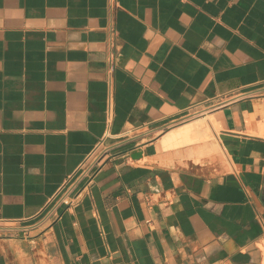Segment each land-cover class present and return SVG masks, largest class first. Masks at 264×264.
<instances>
[{
	"label": "crops",
	"instance_id": "1",
	"mask_svg": "<svg viewBox=\"0 0 264 264\" xmlns=\"http://www.w3.org/2000/svg\"><path fill=\"white\" fill-rule=\"evenodd\" d=\"M0 264H264V0H0Z\"/></svg>",
	"mask_w": 264,
	"mask_h": 264
},
{
	"label": "built area",
	"instance_id": "2",
	"mask_svg": "<svg viewBox=\"0 0 264 264\" xmlns=\"http://www.w3.org/2000/svg\"><path fill=\"white\" fill-rule=\"evenodd\" d=\"M109 62L112 63V58H111V57H109ZM232 94H236V95H237V94H239V93H238V91H233ZM224 102H226V101H224ZM224 102H222V103H224ZM222 103L217 102V103L211 104L210 106H207V107H196V108H191V109L187 110L186 113H184L182 116H180V117L177 118L176 120L170 122L169 124H167V125H165V126H163V127L154 128V129L151 128V131H152V130H153V131H159V132L164 131V129L167 128V127H169L170 125H175V124L180 123V122H183V121H185V120H188V119H191V118H194V117L200 116V115L204 114L205 112H207V111H209V110H211V109L217 107L218 105H220V104H222ZM107 113H108L107 115H108V117H109V116H110V113H111L110 102H109V104H108V110H107ZM135 131H136V128H130V129H127V130H125V131L123 132L122 136H128V135H130V134H134ZM96 150H97V151L99 150V151H100L99 154H101V153L103 152V150H105V149L103 148L102 144L100 143V144L98 145V147L96 148ZM96 150H95V151H96ZM96 158H97V157L95 156V159H94V160H96ZM93 164H94V163H93L92 161H91V162H88V163H86V164H84V166H83V168H82V171H88V170L91 168V166H92ZM75 183H76V182H75V179H69V180H68V182H67V184H66V186H65V189H64V192H65V193H63V194L60 196L59 202H62V203H65V204L68 203V199H67V193H68V192H67V191H68V189H69L71 186H73ZM55 208H56V205H53V206H51L50 208H48L47 211H46V213H45V217H49V216L57 215Z\"/></svg>",
	"mask_w": 264,
	"mask_h": 264
},
{
	"label": "bare ground",
	"instance_id": "3",
	"mask_svg": "<svg viewBox=\"0 0 264 264\" xmlns=\"http://www.w3.org/2000/svg\"><path fill=\"white\" fill-rule=\"evenodd\" d=\"M211 115H212V114H211ZM202 118H203V117H202ZM200 122H201V121H197V120H196L195 123H193V126H195V127H193V128H192V125L190 126V124H189V125L187 124V127H186L187 129L182 130V129H183V128H182V129H180L181 132H180V130L177 131V130L180 128V127H179V128L176 130V131H177V132H176L177 134L174 133V130L171 129L170 131L173 132V133L169 132L171 135H170V134H167V133H166V137H165V134H163V135H164L165 139L168 138L167 135H168V136H169V135L171 136V137L169 136V137H170L169 140L167 139L168 142H169V144H170V142H172V141H178V140L180 141V139H181V140H184V141H182V142H184V143H182L181 141H180V143H182L181 145H180L179 142H175V143H177V144L179 143V146H182L183 144L186 145V144L189 143V142H188L189 140L191 141V138H189V135H191V134H189V133H191V131H193V132H192L193 134H192L191 136H196L195 133H198V131H195V132H194V130H191V129H195V128H196L195 130H197V128H199V126H200ZM202 123H203V122H202ZM188 126H190L191 128L188 127ZM183 127H185V126H183ZM206 131H207V130H206ZM167 132H168V131H167ZM178 132H179L180 134H178ZM199 133H200V132H199ZM199 133H198V134H199ZM201 134H202V133H201ZM204 134H205V132H204ZM204 134L202 135V138H203ZM198 136H199V135H197V137H198ZM197 137H195V139H196ZM200 137H201V136H200ZM182 138H183V139H182ZM192 138H194V137H192ZM161 139H162V138H161ZM158 140H159V139H158ZM162 140H163V139H162ZM193 140H194V139H193ZM198 140H199V141H198ZM186 141H187V143H185ZM200 141H202V140L197 138V142H200ZM163 142H164V140H163ZM168 142H167V143H168ZM194 142H195V141H193V143H194ZM197 142H196V143H197ZM161 143H162V142H161ZM167 143H166V144L162 143V144H163V148H164V146H168ZM171 144L173 145L174 142L171 143ZM171 144H170V146H172ZM190 144H192V142H191ZM174 145H175V144H174ZM161 146H162V145H161ZM174 147H177V146L175 145V146H173V147H171V148H174ZM165 149H166V147H165ZM168 149H170V147H168ZM196 160H197V159H196ZM197 162H198V161H197Z\"/></svg>",
	"mask_w": 264,
	"mask_h": 264
},
{
	"label": "rangeland",
	"instance_id": "4",
	"mask_svg": "<svg viewBox=\"0 0 264 264\" xmlns=\"http://www.w3.org/2000/svg\"><path fill=\"white\" fill-rule=\"evenodd\" d=\"M195 118V117H194ZM192 119V118H191Z\"/></svg>",
	"mask_w": 264,
	"mask_h": 264
}]
</instances>
